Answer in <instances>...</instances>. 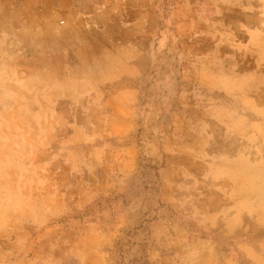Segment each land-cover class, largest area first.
I'll list each match as a JSON object with an SVG mask.
<instances>
[{
  "label": "rangeland",
  "instance_id": "rangeland-1",
  "mask_svg": "<svg viewBox=\"0 0 264 264\" xmlns=\"http://www.w3.org/2000/svg\"><path fill=\"white\" fill-rule=\"evenodd\" d=\"M0 264H264V0H0Z\"/></svg>",
  "mask_w": 264,
  "mask_h": 264
}]
</instances>
